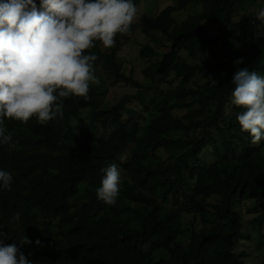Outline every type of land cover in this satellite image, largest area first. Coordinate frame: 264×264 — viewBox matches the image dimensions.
Returning <instances> with one entry per match:
<instances>
[{"label": "trees", "instance_id": "obj_1", "mask_svg": "<svg viewBox=\"0 0 264 264\" xmlns=\"http://www.w3.org/2000/svg\"><path fill=\"white\" fill-rule=\"evenodd\" d=\"M193 1L200 12L174 24V11ZM245 3L264 8V0H177L153 18L138 15L141 34L163 38L161 52L140 47L141 58L157 56L143 77L178 79L151 94L140 122L121 109L142 104L151 85L143 88L124 72L116 49L126 35L119 34L101 55L113 80L133 86L134 94L100 108L102 91L90 85L87 99H65L63 115L45 125L5 119L13 137L0 144V169L13 179L10 190L0 189L4 243L19 245L26 236L32 243L19 246L33 264H246L251 254L239 248L246 228L235 204L247 202L246 211L255 210L254 222L263 224L264 142L251 143L236 119L242 109L230 102L239 69L264 76V24L251 15L234 19ZM110 164L121 171L113 206L96 196L101 169Z\"/></svg>", "mask_w": 264, "mask_h": 264}, {"label": "clouds", "instance_id": "obj_2", "mask_svg": "<svg viewBox=\"0 0 264 264\" xmlns=\"http://www.w3.org/2000/svg\"><path fill=\"white\" fill-rule=\"evenodd\" d=\"M137 13L134 0H39V7L36 0H0V144L12 142L5 119L27 123L35 118L45 125L63 115L65 99H87L90 85L99 80L94 72L97 56L86 50L96 42L112 48L118 34L130 35ZM256 19L264 24V8ZM232 84L230 103L242 109L236 116L240 130L253 145L264 142V76L243 68ZM101 171L97 199L113 206L120 195L121 171L116 164ZM12 179L0 169V189L10 190ZM13 219L19 221L20 213ZM6 238L0 231V264H30L19 245L32 242L22 235L19 245L5 244Z\"/></svg>", "mask_w": 264, "mask_h": 264}, {"label": "rangeland", "instance_id": "obj_3", "mask_svg": "<svg viewBox=\"0 0 264 264\" xmlns=\"http://www.w3.org/2000/svg\"><path fill=\"white\" fill-rule=\"evenodd\" d=\"M177 0H139L137 3L138 13L144 14L150 18L155 17L164 7L168 5H174ZM201 4L199 2L193 1L189 3L184 9L174 11L172 14V20L174 24H179L187 19L189 16H193L200 12ZM260 9L259 6L245 3L240 9L237 10L238 14L234 17L235 20H238L243 15H251L256 16V13ZM137 17L132 24L131 34L126 35L123 39L120 40L119 45L117 46V56L118 61L122 64V68L126 74L131 73L133 78H135L141 86L146 87L151 85L150 92L141 94L143 97V103L139 102H130L127 104L126 109H121L122 116H132L137 121L140 122V117L143 113L147 111L148 108H151V98L157 89H165L167 87H175L178 79L170 76L166 82H160L158 79L150 82L149 79L143 77L141 70L148 67L150 64L148 63V59L157 58V56L149 57V58H141L139 55L140 47L144 44H149L156 51L161 52L163 50V38L156 32H152V39L147 38L139 31V25L136 23ZM207 27H209L212 31L217 29L215 24L204 23ZM96 56L97 60L94 62V72L95 76L99 80V84H92L95 88L102 91V94L99 98V107L107 108V103H111L114 99L125 95V94H134L136 89L129 85L124 84L119 81H114L113 76L106 69L104 65V60L102 55L104 52H107L109 49H105L100 42H96ZM92 48V49H94ZM209 59L208 56L202 58V61ZM200 81V75L197 76ZM152 94V95H151ZM85 113V111H84ZM84 117L82 116V120L79 122H74L75 131L78 133L80 127L83 125ZM162 156V155H160ZM205 161L207 163L212 162L214 157L209 153H206ZM247 202H236V212L239 214L246 231L242 229V234L240 236L241 243L239 244V248L243 249L245 253L248 255L251 254L250 259L246 257V264H260L263 254H264V222L261 226H257V224L253 220V213L246 211ZM249 208V207H248ZM252 211V210H251ZM244 235V236H243ZM33 264V263H30Z\"/></svg>", "mask_w": 264, "mask_h": 264}]
</instances>
